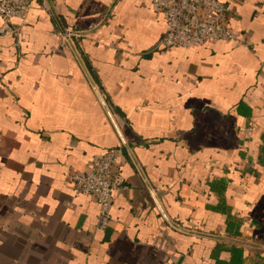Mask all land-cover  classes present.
I'll use <instances>...</instances> for the list:
<instances>
[{
    "label": "crops",
    "instance_id": "1",
    "mask_svg": "<svg viewBox=\"0 0 264 264\" xmlns=\"http://www.w3.org/2000/svg\"><path fill=\"white\" fill-rule=\"evenodd\" d=\"M218 1L237 41L163 48L152 0H32L0 36V264H264V0ZM113 149L102 230L72 176Z\"/></svg>",
    "mask_w": 264,
    "mask_h": 264
},
{
    "label": "built area",
    "instance_id": "2",
    "mask_svg": "<svg viewBox=\"0 0 264 264\" xmlns=\"http://www.w3.org/2000/svg\"><path fill=\"white\" fill-rule=\"evenodd\" d=\"M31 9L32 0H0V19L10 29L15 21L23 24ZM152 10L165 22V35L159 43L163 48L192 50L209 41L234 42L238 39L228 24L227 5L218 0H152ZM12 32L17 34V29ZM66 38L69 40V35ZM254 127L255 124L249 127L248 135H252ZM120 153L113 149L99 155L91 162L87 173L72 176L75 194L93 198L99 205L102 230L112 221L114 194L126 190L118 168Z\"/></svg>",
    "mask_w": 264,
    "mask_h": 264
},
{
    "label": "water",
    "instance_id": "3",
    "mask_svg": "<svg viewBox=\"0 0 264 264\" xmlns=\"http://www.w3.org/2000/svg\"><path fill=\"white\" fill-rule=\"evenodd\" d=\"M63 31L65 32V35H67L65 29L62 27ZM8 32V27L3 28V30L0 31V36H3Z\"/></svg>",
    "mask_w": 264,
    "mask_h": 264
}]
</instances>
